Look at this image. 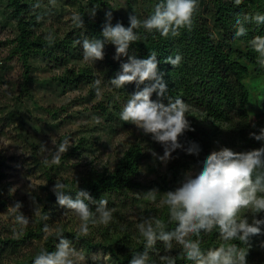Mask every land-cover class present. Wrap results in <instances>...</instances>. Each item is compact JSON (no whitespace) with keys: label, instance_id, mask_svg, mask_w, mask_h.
<instances>
[{"label":"rangeland","instance_id":"374dc122","mask_svg":"<svg viewBox=\"0 0 264 264\" xmlns=\"http://www.w3.org/2000/svg\"><path fill=\"white\" fill-rule=\"evenodd\" d=\"M200 1L204 4L203 10L212 14L211 0ZM158 2L33 0V17L28 16L27 21L34 24L28 25L30 34L24 37L20 24L11 16L8 0H0V264H33L34 256L41 249L47 250L46 242L55 236L57 229L62 230L64 237L69 234L66 239L76 250L77 264H119L122 256L144 242L136 229L144 214L151 210L162 211L167 223L171 222L167 206L160 203L166 192H158L155 200L147 198L153 183L166 180L174 190L183 181L184 174L194 172L200 166L199 161L212 151L223 147L237 152L250 151L237 129L211 111V104L219 101L217 83L210 73L212 59L186 46L185 51L178 52L183 57L180 66L173 73L167 69L166 75L174 96L182 98L187 106L185 115L190 127L179 137L183 147L173 152V158L165 164L158 158L164 153L161 143L134 124L120 120L122 106L137 87L126 84L122 89L111 88L109 80L119 71H112L105 56L95 63L84 61L83 49L76 41L93 38L87 23L104 25L109 11L113 24L122 22L127 27L130 15L146 19ZM37 4L39 7L35 6ZM241 5V16L259 12L249 0H243ZM93 9L95 17L91 16ZM75 14L83 18V28L74 22ZM245 27L259 36L264 24L250 23ZM209 29L218 43L224 45L225 40H231V37L223 38L224 33L217 31L211 20ZM47 34L54 35V42L59 44L56 49L34 46L33 40L49 43L45 39ZM244 48L243 42L238 45L231 40L226 51L233 50L237 55L236 52ZM105 50V55L114 59L115 45L107 44ZM126 59L122 57L121 61ZM95 79L102 81V98L95 94ZM245 85L250 92L249 118L254 122L262 112L264 74L251 70ZM152 99H158L157 95L153 94ZM164 102L167 103L166 98ZM65 137L71 138V147L62 155L60 163L45 164L44 160L51 158V153L45 149L54 150ZM193 141L201 147L198 154L185 151ZM134 149H139L141 156L138 169L130 175L138 184L137 188H120L98 198L93 196L97 201L107 200L112 221L108 225L90 224L88 235L77 237L79 218L57 201L46 204L47 199L55 195L52 188L56 180L60 179L71 189L79 186L89 190L97 180L112 175ZM17 203L22 204L21 209L14 207ZM95 206L90 204L93 212ZM20 212L29 219L23 229L15 220ZM239 215H246L249 222L252 220L247 209H241ZM256 218L264 219V212ZM45 225L53 231L47 238L43 231ZM261 227L262 231L251 236L248 243L228 241L248 252L247 264H264V226ZM21 231V235L14 234ZM211 235L222 242L218 229L202 234L201 242H207ZM78 238H84L88 244ZM174 244L171 249H164L163 254H183L181 246Z\"/></svg>","mask_w":264,"mask_h":264},{"label":"clouds","instance_id":"9594fccd","mask_svg":"<svg viewBox=\"0 0 264 264\" xmlns=\"http://www.w3.org/2000/svg\"><path fill=\"white\" fill-rule=\"evenodd\" d=\"M239 5L242 0H233ZM198 0H159L153 14L141 20L137 15L129 16V26L122 22L112 23V13L105 14L106 20L101 33L102 38H85L77 40L76 44L83 49V60L95 63L103 60L105 45L113 44L116 47L114 59L121 61V70L109 80L113 89H122L126 84L135 82L137 90L130 94V98L122 106L119 113L120 120L134 124L145 135L151 134L152 138L164 147L162 156H158L163 163L169 162L172 154L182 148L179 137L190 127L186 118L187 106L180 97L168 96V85L163 74L159 71L158 54L151 51L147 58H138L129 55L132 43L140 37L138 29L143 27L148 32L154 30L162 37H175L179 29L191 28L193 15ZM39 7V5H35ZM93 9L91 16L95 17ZM39 19V18H38ZM74 22L78 27H84V20L79 14L74 15ZM264 24V13L236 15L232 27V39L247 35L246 24ZM45 39L52 43L54 35L47 34ZM251 48L257 53L256 63L264 68V36H255L250 41ZM183 57L180 54L168 56L165 63L174 68L180 66ZM147 85L140 88V85ZM102 81L95 79L94 90L97 98H102L104 89ZM158 99L153 100V94ZM167 97V103L164 98ZM250 137L264 142V127L259 132H250ZM71 147V138L65 137L54 150L45 149L51 153L50 159L44 163L58 165L62 155ZM190 154H198L201 147L198 142H191L185 148ZM154 156L158 154L153 153ZM199 167L194 172H186L183 181L164 194L160 203L166 205L169 220L175 221V227L166 230L165 225L156 218L149 217L136 225L140 236L144 239V251L133 254L129 264H150L149 250L153 249L157 241H163L164 248L171 247L173 241L181 246V250L192 264H247V253L235 244L228 241L239 240L248 243L249 238L262 231L264 219L256 218L257 214L264 212V146L250 151L237 152L229 147L212 151L199 161ZM57 203L71 211L79 218L80 224L77 237L89 233V225H108L112 221V210L108 208L105 199L95 200L89 191L71 189L57 179L53 188ZM159 191L153 189L147 192V198L155 200ZM73 193L75 194L73 196ZM90 204H94L92 211ZM14 207L22 208L21 203ZM241 209H247L252 214V220L244 215H239ZM47 219V217H45ZM17 224L23 229L29 224V219L23 212L15 216ZM218 229L219 239L224 244L207 251L201 248V235L211 233ZM46 237L53 231L48 225L43 229ZM15 235H21L14 233ZM59 240L55 250L49 252L41 249L34 256L33 264H77L78 256L72 247V242L63 237L62 230H55ZM195 237V239H193ZM160 264H176L175 256L161 254Z\"/></svg>","mask_w":264,"mask_h":264},{"label":"trees","instance_id":"16d2710c","mask_svg":"<svg viewBox=\"0 0 264 264\" xmlns=\"http://www.w3.org/2000/svg\"><path fill=\"white\" fill-rule=\"evenodd\" d=\"M249 1H251L254 6L258 7L260 13H264V0ZM32 2L33 0H8V5L11 8V16H13V18L20 24L22 35L24 37H26L27 34H30V31L27 28L28 25L34 24V22L29 23V21H27L28 16L29 18L33 17L31 14ZM241 3L237 5L233 2V0H231V2H227L226 0H211L210 7L212 9V14H210L209 10H203L204 4L202 1L198 0L197 7L193 15V23L190 29L183 27L179 29V34L177 36L173 37L170 35L169 37L165 38L155 30L153 32H148L143 27H141L137 30L140 38L130 46L129 55H136L138 58L143 59L147 58L151 54V51H155L158 54V60L160 61L159 71L163 74L166 83V75L168 74L167 69L171 73L176 71L174 67H169L168 65L166 66V58L171 56L174 52L178 53L185 51V46L187 49H193L196 52H199L201 55L203 54L212 59L210 63V73L215 77L217 83L219 101H216L215 104H211V111L213 112L214 116H217L221 121H224L228 124L230 123L232 126H234L233 128L237 129L240 136L243 137L248 143L249 149L253 150L264 146V142L257 141L249 135L250 132L258 133L259 129L264 127V101L261 114L256 121L251 122L248 113V107L250 105V92L245 85V80L250 76L251 70H253L255 74L263 75L264 68H260L256 63L257 53L254 52L249 44V41L255 37L252 32L247 31V35L232 39V33L234 32L232 25L236 15H241ZM154 10L151 14H153ZM210 20L216 25L217 31L224 33L223 38L231 37V40L235 41V43L238 45L243 42L245 45L244 50H238L236 52L237 55H234L233 50L230 52H228L229 50L226 51V47L229 46V41L231 40L224 39V45L218 43L210 34ZM87 25L93 38H102L101 33L103 30V25L93 24L92 22H88ZM259 36H264V28L260 29ZM184 39L185 44L183 43ZM22 41L24 44V39H22ZM33 43H35L34 46L43 49L45 48L47 50H54L59 45L56 42L41 44L34 40ZM132 50H135L136 53L131 52ZM105 57L112 71L121 70V64L119 63L120 61L116 60L117 62H115V59H111L109 55H105ZM131 84L137 87L135 82L129 83L128 85ZM146 85L147 82L145 85H140V88H143ZM167 85V95L175 97L173 94L172 84L167 83ZM122 92H127V90H122ZM165 98L167 99V97ZM139 151V149L129 151L112 175L101 178L97 180L94 185L90 186L89 190L87 191L90 192L91 196L98 198L107 191L118 190L120 188H124L126 190L137 188L138 184L132 180L130 175L138 169L137 162L141 157ZM151 188L156 189L161 193L173 190V188L169 187L166 180L161 183H153ZM74 195L75 194L73 193V196ZM49 201H57L56 195L48 198L46 204H49ZM149 217L159 219L165 225L166 230H171L173 227H175L176 222L171 221L170 223H167V217L162 214V211H148L143 215L142 219L144 220L145 218ZM216 233L217 232H215L214 235ZM68 236L69 234L66 237H63L67 238ZM78 239L79 241L88 244L84 238ZM56 242H59V240L56 238V235L51 236L47 240L46 245L49 252L55 250ZM174 242L175 241H173L171 247H174ZM144 243L145 242H142L136 247L134 251L130 253L128 252L122 256V259L118 263L129 264L133 254L144 251ZM224 243V241L219 242V240L211 235L207 242H201V248L202 250L207 251L210 248H217ZM231 243L232 242H227V244ZM171 247L168 249H171ZM164 249L163 241H157L155 247L149 250L150 264H160L159 256L161 253L163 254ZM179 253L174 252L170 254L175 256L176 264H192L191 261L186 259L184 254Z\"/></svg>","mask_w":264,"mask_h":264}]
</instances>
